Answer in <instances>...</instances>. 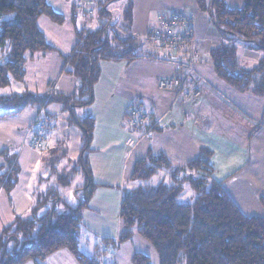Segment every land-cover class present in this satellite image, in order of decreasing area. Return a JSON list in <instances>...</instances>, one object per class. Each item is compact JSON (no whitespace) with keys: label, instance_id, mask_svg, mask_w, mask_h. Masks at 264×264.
<instances>
[{"label":"crops","instance_id":"1","mask_svg":"<svg viewBox=\"0 0 264 264\" xmlns=\"http://www.w3.org/2000/svg\"><path fill=\"white\" fill-rule=\"evenodd\" d=\"M101 1L48 0L52 9L64 18L62 23L45 16L39 20V28L54 50L27 55L25 80L13 83L12 86L19 85V90L13 93L77 95L81 82L73 74L70 59L91 32L102 29ZM128 1L121 2L126 4ZM159 1L171 7L170 11L186 10L194 20L207 14L199 9L196 0H191L197 5L194 10L185 6L190 0ZM116 4L108 8L114 20L116 13L112 7ZM243 6L242 1L230 8ZM208 20L204 31H198L195 25L199 56L193 72L186 67L179 71L172 62L173 57L170 58V51L149 41V35L158 27L157 16L144 38L147 49H143V41L135 39L133 55L100 61L93 103L75 110L79 120L91 118L95 121L90 148L85 155L92 183L110 185L106 180L117 178L120 206L125 190H129L125 187L138 186L130 181L135 163L149 152L166 155L172 161L173 169H177L197 159L201 150L207 149L213 153V178L222 184L241 213L248 218L264 219V96L241 93L218 76L211 53L227 42ZM234 44L242 69L251 71L259 67L264 52L253 50L240 41ZM179 73L183 78L181 89L169 93L158 89L161 78ZM107 75H112L110 80ZM132 107L147 117L138 127L127 123ZM70 120L71 114L63 105L52 104L46 108H28L18 116L0 122V174L9 176L13 167L18 168V183L10 194L0 183V236L18 218H31L33 207L50 189H55L65 200L60 192L71 188L74 204L68 203L73 207L78 204L75 193L85 188L87 179L82 170L73 173V169L82 157L85 136ZM34 136L46 140V149L33 146ZM3 153L9 154L8 161L3 158ZM171 174L166 170L160 172L155 176L159 182L154 185L173 184ZM62 176L70 179L69 185L60 184ZM95 195L96 191L93 198ZM120 222L116 241L124 232L121 219ZM132 233L133 238L123 244L117 242L114 246L105 242L106 249L100 252L104 257L103 264H133L136 253L149 256L153 264H159L155 250L136 231ZM82 253L93 256L98 252ZM27 264L81 263L68 250H61L45 261Z\"/></svg>","mask_w":264,"mask_h":264},{"label":"trees","instance_id":"2","mask_svg":"<svg viewBox=\"0 0 264 264\" xmlns=\"http://www.w3.org/2000/svg\"><path fill=\"white\" fill-rule=\"evenodd\" d=\"M119 1L124 0L100 2V17L104 20L102 29L90 33L70 59L73 74L81 82L77 95H39L25 91L0 98V122L20 115L28 108L63 105L71 114L70 121L84 132L83 154L73 173L82 170L87 179L85 188L75 193L78 199L75 207L62 199L55 189H50L33 207L31 218H18L6 228L0 236V264L40 263L61 250H68L81 264L104 262L100 252L87 256L80 250L83 211L88 208L97 189L92 183L85 156L90 148L95 121L91 118L79 120L75 110L93 103L100 61L119 58L113 52L117 49L112 45L114 41H110L109 28L114 19L108 9ZM242 1V8L232 9L226 0H196L199 9L208 14L218 34L227 42L211 53L218 76L241 93L264 96V58L256 69H242L238 65L234 44L240 41L253 50L264 52V0ZM132 9L129 4L125 13L131 26ZM43 16L57 23L64 21L48 0H0V88L24 82L27 55L54 50L39 28ZM185 56L180 60H186ZM198 56L199 51L196 58ZM181 80L183 85L182 76ZM45 141L43 147H34L46 149ZM2 156L8 161V153ZM212 157L211 151L202 149L197 159L177 169H173V163L166 155L149 152L138 160L130 179L138 186L125 190L120 204L124 232L118 241L109 238L106 243L123 244L130 241L132 232L136 231L155 250L159 264H264V219L248 218L241 213L222 184L213 178ZM164 170L172 173L173 184H152L155 176ZM0 183L10 194L18 183V168L13 167L9 176L0 174ZM69 183L68 177L60 178L61 185ZM188 187L193 190L194 199L183 204L181 196ZM42 211L45 214L40 216ZM132 263L153 264V261L149 256L136 253Z\"/></svg>","mask_w":264,"mask_h":264},{"label":"rangeland","instance_id":"3","mask_svg":"<svg viewBox=\"0 0 264 264\" xmlns=\"http://www.w3.org/2000/svg\"><path fill=\"white\" fill-rule=\"evenodd\" d=\"M226 3L229 7L235 8L233 6H237V3H242V0H226ZM129 4L133 8L132 26L125 19V13L127 12ZM185 6L190 10H194L193 8L197 7V5L195 6L194 2L192 3L191 0L186 2ZM169 9L171 10V7L166 6L165 2L159 0H132L131 3L128 1L126 4L120 1L117 2V4L112 7V11L116 13V17L115 20H113L114 23L111 24L110 33V41H114V44H112L114 45V49L115 46L117 47V49L113 51L114 54L118 57H121L124 54L133 55L135 53L133 48L136 47L135 39L143 41V49H147V44L144 41V38L154 24L158 12L169 11ZM202 16L204 17L195 20V25L198 31H204L205 28L208 27V14ZM1 53L2 50L0 48V63L2 60ZM107 76L109 77V80L112 77V75ZM17 87H19L18 84H15L12 87L0 88V98L18 91L19 89ZM96 181L101 182L99 179ZM106 182H110L108 183L110 185L96 183L102 186H97L96 195L92 198V202L89 203L88 208L83 211V226L80 231L81 251L90 255L96 252H102L106 249V239L117 238V234L120 232V192L118 187L120 183H118L117 178L111 179L110 181L106 180ZM157 182H159V178H154L152 180V184H156ZM125 188L130 189L128 185ZM60 194L67 202L74 204V191L71 188L61 190ZM193 197L194 192L188 187L186 192L181 196V201L187 203ZM41 213L40 216L45 214L44 211ZM111 254L112 253L109 254V257Z\"/></svg>","mask_w":264,"mask_h":264},{"label":"built area","instance_id":"4","mask_svg":"<svg viewBox=\"0 0 264 264\" xmlns=\"http://www.w3.org/2000/svg\"><path fill=\"white\" fill-rule=\"evenodd\" d=\"M82 1V0H81ZM88 3V0H84ZM195 20L191 14L186 11L173 10L162 11L158 15V27L154 33L149 35V41L159 45V47L170 51V58L173 57V63L180 71L186 67L192 72L194 71V63L198 54L197 41L194 34ZM185 56L186 60H180V57ZM179 57V58H176ZM179 59V61H176ZM182 85L180 75L170 78H161L158 81V89L163 92H175ZM54 87L52 83L51 88ZM147 117L136 107H132L127 117V123L131 127L140 126ZM44 139L34 136L32 139L33 146L43 147Z\"/></svg>","mask_w":264,"mask_h":264},{"label":"water","instance_id":"5","mask_svg":"<svg viewBox=\"0 0 264 264\" xmlns=\"http://www.w3.org/2000/svg\"><path fill=\"white\" fill-rule=\"evenodd\" d=\"M58 201V200H57Z\"/></svg>","mask_w":264,"mask_h":264}]
</instances>
